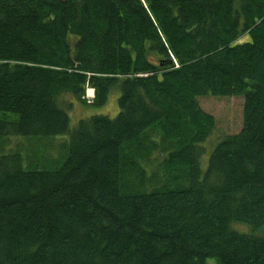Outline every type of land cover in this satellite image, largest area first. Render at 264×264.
I'll use <instances>...</instances> for the list:
<instances>
[{
    "label": "trees",
    "instance_id": "obj_1",
    "mask_svg": "<svg viewBox=\"0 0 264 264\" xmlns=\"http://www.w3.org/2000/svg\"><path fill=\"white\" fill-rule=\"evenodd\" d=\"M205 98L244 112L203 173ZM59 136L58 169L3 154ZM0 146V264H264V0H0Z\"/></svg>",
    "mask_w": 264,
    "mask_h": 264
},
{
    "label": "rangeland",
    "instance_id": "obj_2",
    "mask_svg": "<svg viewBox=\"0 0 264 264\" xmlns=\"http://www.w3.org/2000/svg\"><path fill=\"white\" fill-rule=\"evenodd\" d=\"M248 41L249 38H244L242 43ZM88 91L86 99L88 103H92L94 99L93 92ZM119 95V89L112 90L108 102L102 107L84 106L79 102H73V108L67 110L72 127H76L79 121L93 116L115 118L119 113ZM200 105L206 113L216 119L217 123L215 134L207 144L210 150H207L202 159V171L205 173L208 169L209 158L215 142L220 138L235 135L241 131L244 101L237 98H205L200 100ZM9 140L11 141L4 145L3 154L20 153L24 157V168L27 170L43 169L46 166H48L49 170L58 169L65 160V156L67 155L66 145L69 144V137L66 136L50 138L12 137ZM209 264H216V262L211 260Z\"/></svg>",
    "mask_w": 264,
    "mask_h": 264
},
{
    "label": "bare ground",
    "instance_id": "obj_3",
    "mask_svg": "<svg viewBox=\"0 0 264 264\" xmlns=\"http://www.w3.org/2000/svg\"><path fill=\"white\" fill-rule=\"evenodd\" d=\"M88 89V88H87ZM90 92H93V91H90ZM92 96V95H91ZM93 97V96H92ZM95 99V98H94Z\"/></svg>",
    "mask_w": 264,
    "mask_h": 264
}]
</instances>
